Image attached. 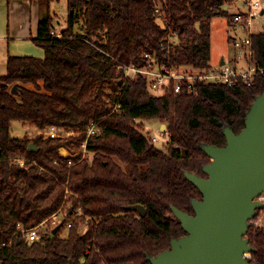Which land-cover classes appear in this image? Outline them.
Returning a JSON list of instances; mask_svg holds the SVG:
<instances>
[{
    "label": "trees",
    "instance_id": "obj_1",
    "mask_svg": "<svg viewBox=\"0 0 264 264\" xmlns=\"http://www.w3.org/2000/svg\"><path fill=\"white\" fill-rule=\"evenodd\" d=\"M232 1L67 0L61 37L52 36L55 17L44 15L35 39L44 58L10 57L0 79V264H151L149 257L186 235L172 207L193 215L192 201L202 195L185 173L206 178L210 159L202 147H223L225 127L237 134L245 127L264 75L251 85L198 84L194 94L155 96L144 75L126 77V68L144 67L152 55L167 67L210 71L211 21L231 23L225 7ZM251 39L264 70V32ZM115 103L120 113L112 112ZM147 121L166 124L165 151L143 132ZM15 122L76 135L15 137ZM91 123L102 129L88 140L91 157L61 155V148L79 152ZM30 144L38 151L29 152ZM136 205L147 209L145 217L127 210ZM54 216L62 225L56 234ZM45 222L40 241L19 231ZM248 239L256 250L249 264H264V232L250 229Z\"/></svg>",
    "mask_w": 264,
    "mask_h": 264
},
{
    "label": "water",
    "instance_id": "obj_2",
    "mask_svg": "<svg viewBox=\"0 0 264 264\" xmlns=\"http://www.w3.org/2000/svg\"><path fill=\"white\" fill-rule=\"evenodd\" d=\"M12 94H17V86ZM166 129L162 125L161 130ZM224 136L225 146L202 147L210 159L203 167L206 178L185 173L202 195V200L192 201L193 215L172 207L186 235L172 239L170 249L149 257L151 264H249L245 255L256 252L246 236L249 221L264 209L255 201L264 194V92L251 105L245 127L238 134L225 127ZM28 150L38 151L34 144ZM127 210L147 215L142 205Z\"/></svg>",
    "mask_w": 264,
    "mask_h": 264
},
{
    "label": "built area",
    "instance_id": "obj_3",
    "mask_svg": "<svg viewBox=\"0 0 264 264\" xmlns=\"http://www.w3.org/2000/svg\"><path fill=\"white\" fill-rule=\"evenodd\" d=\"M244 10H239L233 14L231 19V25L243 30L247 33L244 38H232L231 46L233 48L234 55L232 60L224 61L218 67L211 68L210 71H200L190 67H167L159 64L157 58L152 55H147V63L144 67L138 68L136 66H130L126 68V77L135 76L137 74L144 75L147 78L148 89L151 94L162 93L166 94L169 91L175 93H181L187 91L189 94L196 92V85L198 84H213V85H224L233 87L239 81L245 82L247 85H251L253 80L258 76L264 75V70L257 67L254 61V52L251 36L258 33L264 32V9L257 0H246L243 3ZM256 23H260L261 31L254 32V26ZM52 36L61 37L55 30L52 32ZM112 107V105H111ZM121 106L115 103L112 107L113 113H120ZM45 138L55 139L57 137L67 138L75 136L73 131H59L56 128L47 129L42 131ZM102 133V129L97 123H91L87 129L86 141L81 145L80 150L77 154L72 155L65 148L68 154H62L64 157H74L81 155V159H89L91 156L88 153L87 143L91 137L99 136ZM152 142H159L157 138H152ZM62 152V151H61ZM21 165H24V161H19ZM71 163V162H70ZM256 202L264 205V194L255 199ZM260 213V214H259ZM81 214V211L78 212ZM52 229L58 227L60 221L57 216L52 219ZM89 220V218L87 219ZM47 225V222L37 226L33 229H24L19 226V231L23 237L29 242L40 241L43 237V228ZM72 224H69L67 228H71ZM47 227V226H46ZM253 232H264V209L258 211V215L249 221V230ZM248 230V231H249ZM248 238V233L247 236ZM249 260L252 254L245 255Z\"/></svg>",
    "mask_w": 264,
    "mask_h": 264
},
{
    "label": "rangeland",
    "instance_id": "obj_4",
    "mask_svg": "<svg viewBox=\"0 0 264 264\" xmlns=\"http://www.w3.org/2000/svg\"><path fill=\"white\" fill-rule=\"evenodd\" d=\"M246 0H234L230 5H227L225 8L230 15L237 13L239 10H244L245 7L243 3ZM260 2L262 9H264V0H257ZM52 13L55 15V31L61 36L62 32L68 26V16H69V7L66 1L61 3H55L52 5ZM264 22V17H262ZM83 25V16L78 12L77 14V28L80 31V28ZM256 32L261 31L260 23H256L254 30ZM247 36L243 30L236 28L231 25L227 17L216 16L211 21V65L213 67H218L221 65L222 60L225 61L232 60L233 48L231 46L232 38H244ZM107 93L111 96H115V93L107 88ZM155 96H161L162 93L153 94ZM111 98H106L110 102ZM162 125L160 121H147L143 123V132L150 133L151 138H157L159 142L154 143V146L165 151L168 146V135L166 131H162ZM12 134L15 137H24L25 135L29 138H34L38 135H42L43 132L35 128L34 126H24L20 122H15L12 125ZM45 137V136H44ZM62 151V152H61ZM60 153L68 154L66 150H61ZM46 227V226H45ZM45 229V228H44ZM62 233H67V229H62Z\"/></svg>",
    "mask_w": 264,
    "mask_h": 264
},
{
    "label": "crops",
    "instance_id": "obj_5",
    "mask_svg": "<svg viewBox=\"0 0 264 264\" xmlns=\"http://www.w3.org/2000/svg\"><path fill=\"white\" fill-rule=\"evenodd\" d=\"M62 1L67 2L47 7L43 0H0V79L8 73L10 57L44 58V50L35 43L40 22L48 12L55 17L52 5Z\"/></svg>",
    "mask_w": 264,
    "mask_h": 264
}]
</instances>
